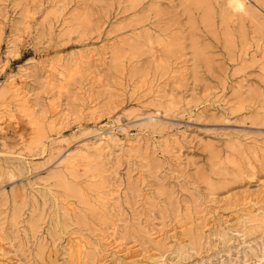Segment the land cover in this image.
Segmentation results:
<instances>
[{
    "label": "rangeland",
    "instance_id": "obj_1",
    "mask_svg": "<svg viewBox=\"0 0 264 264\" xmlns=\"http://www.w3.org/2000/svg\"><path fill=\"white\" fill-rule=\"evenodd\" d=\"M244 3L0 0V264H264V0ZM102 138L98 167L61 163Z\"/></svg>",
    "mask_w": 264,
    "mask_h": 264
},
{
    "label": "bare ground",
    "instance_id": "obj_2",
    "mask_svg": "<svg viewBox=\"0 0 264 264\" xmlns=\"http://www.w3.org/2000/svg\"><path fill=\"white\" fill-rule=\"evenodd\" d=\"M256 1L259 2V0H256ZM205 3H206V0H192V5L195 6V7H201ZM225 5H227V8H228L229 12H231L233 14L238 15V14H241V13L245 12L246 5L244 3V0H225ZM205 13H208V12L206 11ZM59 75L63 79V76L61 74H59ZM8 79H9V77H8ZM4 90L7 91V93H10L12 95V99L15 102V104H16V106H17L19 111H21L22 113H26L27 116H29V117L33 116L32 114H30L32 112L29 111V107H28L27 102H26V96H25L24 92L22 91V88L17 86V83H15V81L13 79L9 80V82L6 85V87L4 88ZM160 100H162V99H157L158 102ZM3 111H4V109L0 113H2ZM54 121H55V119L49 121L48 124H49L50 127L54 126ZM105 140H107V139L102 138V140H99L98 142L96 141L97 143L96 142L95 143L92 142L93 144H90V145L85 144L83 146V150L82 151L70 154L61 163L64 164V166H69L70 168L76 167L77 169L81 168V167H89V166H95V165L98 167V164H100V162L97 163L95 159L92 160L93 158H92L91 154L93 153L97 157V159L100 160L102 155H103V153L106 150V146H105L106 141ZM110 141H111V139H110ZM99 188H104V187H102L100 185ZM105 205L106 204L104 202L101 205L103 207L102 208L103 210L105 209ZM79 246H80V244L76 243L75 245H73V248L78 249Z\"/></svg>",
    "mask_w": 264,
    "mask_h": 264
}]
</instances>
